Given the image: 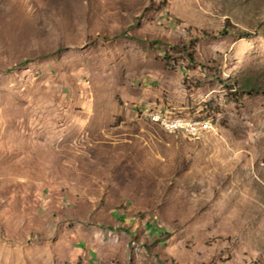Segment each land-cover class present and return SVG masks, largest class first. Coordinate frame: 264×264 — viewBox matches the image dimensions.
I'll use <instances>...</instances> for the list:
<instances>
[{
  "label": "rangeland",
  "instance_id": "rangeland-1",
  "mask_svg": "<svg viewBox=\"0 0 264 264\" xmlns=\"http://www.w3.org/2000/svg\"><path fill=\"white\" fill-rule=\"evenodd\" d=\"M0 264H264V0H0Z\"/></svg>",
  "mask_w": 264,
  "mask_h": 264
},
{
  "label": "bare ground",
  "instance_id": "bare-ground-1",
  "mask_svg": "<svg viewBox=\"0 0 264 264\" xmlns=\"http://www.w3.org/2000/svg\"><path fill=\"white\" fill-rule=\"evenodd\" d=\"M153 119L158 120L159 117ZM160 123L163 124V126L168 131L180 130L184 134L190 137H198L202 135L203 132L207 131L210 126V122L207 119H203V118H173V119L166 118V119H162ZM192 125H197L194 126V130H191Z\"/></svg>",
  "mask_w": 264,
  "mask_h": 264
},
{
  "label": "built area",
  "instance_id": "built-area-1",
  "mask_svg": "<svg viewBox=\"0 0 264 264\" xmlns=\"http://www.w3.org/2000/svg\"><path fill=\"white\" fill-rule=\"evenodd\" d=\"M154 115L160 118V116L158 115V113H157V112H156V113H154ZM205 124H206V123H205ZM194 126H197V125H192V126H191V130H194Z\"/></svg>",
  "mask_w": 264,
  "mask_h": 264
},
{
  "label": "trees",
  "instance_id": "trees-1",
  "mask_svg": "<svg viewBox=\"0 0 264 264\" xmlns=\"http://www.w3.org/2000/svg\"><path fill=\"white\" fill-rule=\"evenodd\" d=\"M162 130V129H161ZM176 133H178V132H176ZM180 135H182L181 133H179ZM184 138H186L184 135H182ZM186 139H188V138H186ZM188 140H190V139H188Z\"/></svg>",
  "mask_w": 264,
  "mask_h": 264
}]
</instances>
